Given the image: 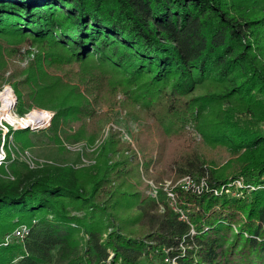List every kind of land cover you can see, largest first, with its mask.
I'll list each match as a JSON object with an SVG mask.
<instances>
[{
  "label": "trees",
  "instance_id": "trees-1",
  "mask_svg": "<svg viewBox=\"0 0 264 264\" xmlns=\"http://www.w3.org/2000/svg\"><path fill=\"white\" fill-rule=\"evenodd\" d=\"M0 34L31 45L56 44L83 67L85 91L106 78L144 108L156 103L159 109L153 112L165 119L166 131L192 127L207 145L238 157L233 177L260 182L264 0H0ZM21 82L26 81L13 85L20 115L30 110L25 97L44 108L42 94L59 89L63 98L50 100L53 122L69 114L92 116L83 91L67 79L41 86L39 93L32 87L24 93ZM83 101L87 105L79 111ZM113 146L102 145V167L88 183L69 165L30 167L13 160L0 167V173L10 169L13 174L6 180L0 176V224L18 216L32 226L20 244L22 258L12 263L11 246L0 250V259L8 264H155L170 255L178 264H264L263 190L251 192L250 201L186 191L176 185L186 176L204 178L213 187L229 182L206 160L186 154L176 162L177 178L168 186L184 220L170 205L163 182H157L156 196L154 190L147 198L133 184L125 190L118 186L127 182L123 165L137 154L115 159L120 150ZM44 213L77 225L84 244L68 245L69 232Z\"/></svg>",
  "mask_w": 264,
  "mask_h": 264
},
{
  "label": "rangeland",
  "instance_id": "rangeland-1",
  "mask_svg": "<svg viewBox=\"0 0 264 264\" xmlns=\"http://www.w3.org/2000/svg\"><path fill=\"white\" fill-rule=\"evenodd\" d=\"M261 13L263 14V12ZM13 37L0 34V90L4 87H10L14 90L15 82L26 81L18 85L20 90L26 93L29 87H32L39 93L41 86H48L61 77L63 80L67 79L79 86L92 112V116L69 114L61 116L54 122L52 119L51 125L43 130L10 129L12 139L9 145L15 154V160L18 162L24 161V157H31L34 163V157L38 165L53 163L69 165L75 168L88 183L91 176L98 171L99 167H102L100 164L102 160L104 161L100 152L102 145L107 147L114 145L113 149L117 145L120 152H116L115 159L132 156L134 152L137 154L133 158V161L135 160L133 163L123 165V179L127 182L124 181L118 186L125 190L127 183L133 184L141 191L142 198L151 196L152 191L159 185L157 182L164 183L163 190L169 189L168 186L173 179L177 178L176 162L181 161L186 154H190L188 156L190 159L197 156L206 160L207 166L223 172L222 178L228 177L229 181L235 179L233 175L238 170V162H236L238 157L236 155L224 148L207 145L202 140L201 135L192 127L181 132L169 127L171 130L166 131L168 125L165 119H160L161 114L153 112V110L157 112L159 109L156 103L149 108H144L134 99L126 97L123 91L112 84L110 85L106 78L99 85L92 83L93 89L85 91V86L80 84L82 75L84 76L83 67L70 61L68 54L62 49L60 50L56 44L50 42L42 45H31L28 39L23 38L17 41ZM55 96L61 100L64 94L59 89L50 96L48 93L47 95L42 94L40 98L44 108L36 106L31 97H25L24 105L30 106V110L26 114L39 109L55 114L56 110L50 102L51 98ZM72 101L71 98L70 102ZM86 105L85 101L81 102L78 110H83ZM14 111L16 113V107ZM74 136L78 141L74 140ZM1 139L2 132L0 131V144ZM6 145L8 144L6 143ZM139 145H143L144 150L148 152L146 156L140 151ZM25 150H29L33 157L29 153L24 155ZM114 160L110 161L111 165H114ZM137 161L142 162L143 168L136 166ZM145 162L150 163L149 169L144 168ZM8 170L9 172L6 170V172L0 173L4 180L13 177L11 170ZM154 179L158 180L154 182ZM116 183L118 182L116 181ZM241 184V186L234 185L235 189L229 193L230 197L250 201L248 197L251 192L264 191V189L247 190L244 188V185L247 184L244 180ZM113 187L110 185V188ZM153 195L156 196V190ZM171 202L170 199V205L176 207L177 204ZM70 211L72 214L76 213V211L73 212L72 208ZM181 211L184 213L183 210ZM72 214L69 215L72 216ZM40 215L39 218L38 215L33 217V225L40 221ZM44 215L48 214L44 213ZM27 218L31 220L32 215L29 214ZM48 218L55 220V223L69 232L68 245L73 246L76 242L84 244L83 231L77 225L67 219H55L50 215ZM26 221L14 216L0 224V250L13 247L16 254L13 253L12 257L16 255V258L12 263H16L19 258H22L19 253L20 244L27 234L21 238L16 234V230L25 226L26 230L30 232L32 226L25 223ZM14 231L15 236L13 235ZM164 251L168 252L167 249ZM166 257L165 255L162 260L158 261L157 259L154 263L161 264ZM57 258L63 259L62 257ZM176 263L178 264V260ZM0 264H8V262L0 259Z\"/></svg>",
  "mask_w": 264,
  "mask_h": 264
},
{
  "label": "built area",
  "instance_id": "built-area-1",
  "mask_svg": "<svg viewBox=\"0 0 264 264\" xmlns=\"http://www.w3.org/2000/svg\"><path fill=\"white\" fill-rule=\"evenodd\" d=\"M6 91L8 93V97L4 98L1 96ZM7 103V106H5ZM17 99L14 93V90L10 87H4L2 90H0V131L2 132V139H1V144H0V167L5 166L7 167L13 160H15V154L11 150L10 147V141L12 139L11 135V130L10 129H28L32 128L33 130L35 129H46L51 125V121L53 119L54 113L51 111H45V110H34L29 112L28 114H24V116H20L15 113L14 108L16 107ZM8 110L13 114L14 117H16L14 122L9 121L8 119L5 118L3 115L4 109ZM33 114V117L35 120L30 119V115ZM40 118V119H39ZM6 143L8 145H6ZM13 143V141H12ZM6 145V147H5ZM26 153H29L28 150H25L23 154L25 155ZM20 154V153H19ZM30 154V153H29ZM31 155V154H30ZM32 156V155H31ZM33 157V156H32ZM34 163L32 162L31 157H24V161L30 166V167H35L36 161L35 158ZM260 182L258 184H252V183H247L244 185V188H247V190H256V189H264V173L260 175ZM243 178H235L233 181H229L227 183H222L219 186H210L206 179L202 178L200 181L194 180L191 176H186L180 179L176 185L181 187L182 189L186 191H190L192 193L196 194H201L203 192H209L214 195H222V194H228L235 189L234 185L241 186V182H243ZM245 181V180H244ZM238 188V187H237ZM168 191V196L171 199V203H175V194L172 192L170 189ZM176 208V207H175ZM176 210L181 213V218L186 220V215L181 211V209L176 208ZM28 231L26 230V227L24 226L21 229L16 230V234H18L21 238L27 234ZM15 236V231L13 233ZM25 238V237H24ZM23 238V239H24ZM177 258L167 255V257L164 259V263L161 262V264H177L176 263Z\"/></svg>",
  "mask_w": 264,
  "mask_h": 264
},
{
  "label": "bare ground",
  "instance_id": "bare-ground-1",
  "mask_svg": "<svg viewBox=\"0 0 264 264\" xmlns=\"http://www.w3.org/2000/svg\"><path fill=\"white\" fill-rule=\"evenodd\" d=\"M1 96H3L4 98H7L8 97V93H6V91H5L3 94H1ZM5 104H6L5 106H7V103H5ZM3 115L5 116L6 119H8L11 122H14L15 119H16V117H14L13 114H11V112L8 110V107H7V110L4 109ZM30 119L33 120V121L35 120V118L33 117V114L30 115Z\"/></svg>",
  "mask_w": 264,
  "mask_h": 264
},
{
  "label": "clouds",
  "instance_id": "clouds-1",
  "mask_svg": "<svg viewBox=\"0 0 264 264\" xmlns=\"http://www.w3.org/2000/svg\"><path fill=\"white\" fill-rule=\"evenodd\" d=\"M17 112V111H16ZM19 114V113H18ZM20 115V114H19ZM22 116V115H21ZM26 130V129H25Z\"/></svg>",
  "mask_w": 264,
  "mask_h": 264
}]
</instances>
